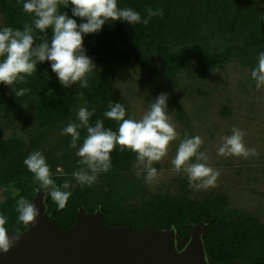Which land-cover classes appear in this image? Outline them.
<instances>
[{
  "label": "trees",
  "instance_id": "trees-1",
  "mask_svg": "<svg viewBox=\"0 0 264 264\" xmlns=\"http://www.w3.org/2000/svg\"><path fill=\"white\" fill-rule=\"evenodd\" d=\"M24 2L26 0H0L3 19L0 28L10 26L22 30L24 24L32 22L34 14L23 11ZM117 5L139 12L142 20L148 18V8L161 9L162 15L151 17L147 25L109 20L100 32L85 35L86 54L106 66L89 74L88 88L75 84L63 87L48 61L38 63L37 71L26 77L25 83L15 85L17 89H28L21 97H16L10 86L0 84V189L6 193L5 202L0 203V214L8 218L9 233L20 236L29 229L17 223L16 202L24 197L32 203L40 188L23 164L30 153L40 151L56 185H62L65 180L72 185L62 189L72 193L63 209L58 208L50 195L47 197V213L61 229L76 223L80 207L89 213L100 208L103 222L110 227H131L135 231L146 226L175 227L179 245L183 246L191 228L205 222L204 241L211 263L264 264V225L253 220L229 219L222 212L227 204L225 196L200 201L186 195H155L144 202L141 211L131 213L121 209L118 187L122 175L136 162L135 153L128 149L121 151L117 146L110 153V170L99 173L92 186H81L72 176L80 167V158L75 154L77 149L69 146L71 137L64 135L61 153L45 148L48 131L78 123L77 113L81 107L89 111L95 109L90 124L102 119L105 128L118 130V122L103 114L108 110L109 101L122 104L112 87L119 69L136 66L168 79L193 66L201 78L207 79L211 72L224 69L233 58L252 70L258 64L259 53L264 52V10L254 0H117ZM59 11L72 16L71 6L64 9L61 5ZM73 18L78 24L86 22ZM35 34L40 35L38 30ZM47 35L50 42L51 29L47 30ZM79 92L84 93L83 98ZM172 99L175 102V98ZM23 105L32 106L31 121L37 135L29 142L18 137L5 139L2 124L11 122L13 114ZM78 131L77 148L87 135L86 129ZM58 167L65 171L58 173ZM187 180L180 181L185 194ZM13 189L18 191L16 195ZM17 228L19 233L14 231Z\"/></svg>",
  "mask_w": 264,
  "mask_h": 264
},
{
  "label": "clouds",
  "instance_id": "clouds-1",
  "mask_svg": "<svg viewBox=\"0 0 264 264\" xmlns=\"http://www.w3.org/2000/svg\"><path fill=\"white\" fill-rule=\"evenodd\" d=\"M61 5L64 9L71 6V17L65 11H59ZM23 11L34 14V18L31 23L24 24L22 30L10 26L0 28V84L10 86L16 97L23 96L28 89H17L15 85L25 83L26 77L37 71V64L45 61L50 62L52 72L63 87L69 88L75 84L88 88L89 74L96 70V65L83 46L85 35L100 32L109 20L147 25L151 17L162 15L161 9L153 11L148 8V18L142 20L139 12L119 8L117 0H26ZM73 17L86 22L78 24ZM48 29L52 30L50 42ZM37 30L40 35L35 34ZM257 60L258 64L251 70L250 76L255 87L260 89L264 87V52L259 53ZM78 95L83 98L84 93L79 92ZM167 101V94H159L140 119L125 118L124 105L109 101L108 110L103 115L118 122L117 131L105 128L102 119H97L94 125L90 124L95 109L89 111L87 107H81L77 113L79 122L67 124L61 132V135L71 137L69 146L77 149L75 154L80 158V167L72 173L76 182L81 186H92L98 180L99 173L110 170V153L119 146L121 151L128 149L136 154V175L140 177L144 174L145 182L151 184L160 175L153 167L154 162L166 157L172 142L179 141L176 155L171 160L172 171L185 174L190 188L206 190L215 187L220 170L211 167L208 154L199 150L203 144L200 136L189 137L185 134L181 138L168 115ZM81 128L86 129L87 135L77 148L80 140L78 129ZM231 133L222 137L217 155L245 159L258 156L255 148L246 147L244 130L233 127ZM23 164L33 174L34 183H38L58 208L63 209L72 193L62 189L72 187L70 181L65 180L57 186L50 166L40 151L30 153ZM16 211L18 224H36L39 209L26 198L21 197L16 202ZM7 223L8 218L0 214V252L3 253H7L20 238L19 235L9 236ZM14 231L19 233L18 228Z\"/></svg>",
  "mask_w": 264,
  "mask_h": 264
},
{
  "label": "rangeland",
  "instance_id": "rangeland-1",
  "mask_svg": "<svg viewBox=\"0 0 264 264\" xmlns=\"http://www.w3.org/2000/svg\"><path fill=\"white\" fill-rule=\"evenodd\" d=\"M254 1L264 10V0ZM2 25L0 14V27ZM93 62L96 69H106L104 64ZM250 72L251 69L236 58L224 69L211 72L207 79L201 78L193 66L168 79L144 72L136 66L118 70L112 87L121 98L127 118L140 119L159 94H167L168 115L181 138L185 134L200 136L203 144L199 150L206 152L209 165L221 172L215 187L197 190L188 184L185 194L180 181L187 180V176L172 171L171 160L179 143L174 141L167 156L160 162H154L153 167L160 175L151 184L145 182L144 174L137 177L136 162L122 175V183L118 187L122 210L131 213L141 211L146 200L161 194L186 195L189 199L200 201L222 195L227 199L222 212L229 219L253 220L264 225V87H255ZM31 114L32 106L19 107L13 114V120L2 124L5 139L18 137L25 142L33 139L37 133ZM233 127L246 132L244 143L248 148H255L258 156L245 159L217 155L222 137L231 135ZM62 130L59 126L48 131L44 145L48 151L62 152ZM58 169V173L65 171L62 167ZM13 190V195H16L18 191ZM3 191L0 189V203L6 200Z\"/></svg>",
  "mask_w": 264,
  "mask_h": 264
},
{
  "label": "water",
  "instance_id": "water-1",
  "mask_svg": "<svg viewBox=\"0 0 264 264\" xmlns=\"http://www.w3.org/2000/svg\"><path fill=\"white\" fill-rule=\"evenodd\" d=\"M47 197L43 189L36 191V224L7 253L0 252V264H213L204 241L205 222L191 228L183 246L175 227H110L100 208L89 213L80 207L76 223L61 229L47 213Z\"/></svg>",
  "mask_w": 264,
  "mask_h": 264
}]
</instances>
